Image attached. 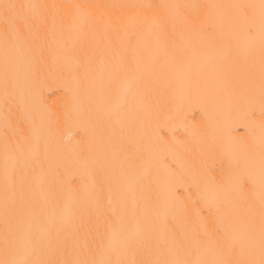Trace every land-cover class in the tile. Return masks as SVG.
I'll use <instances>...</instances> for the list:
<instances>
[{
    "label": "snow or ice",
    "instance_id": "1",
    "mask_svg": "<svg viewBox=\"0 0 264 264\" xmlns=\"http://www.w3.org/2000/svg\"><path fill=\"white\" fill-rule=\"evenodd\" d=\"M204 7L221 10L208 25L222 29L220 52L175 39L176 20ZM96 8L117 19L104 20ZM218 57L242 63L243 74L218 78L212 63ZM159 58L196 71L160 73ZM54 71L68 93L66 122L101 120V103L116 95L105 115L127 121L120 134L141 145L133 156L109 155L90 142L65 148L55 136L60 116L37 121L33 110ZM157 94L181 103L160 107ZM26 98L33 109L24 107ZM257 99L258 122L250 107ZM185 102L215 106L219 118L210 127L220 135L208 139L182 125L186 139L169 141L165 133L182 124ZM234 111L237 120L225 126ZM233 128L241 129L240 150L225 153L229 167L218 177L205 173L200 207L165 161L171 155L183 170L197 154L222 150L225 137L236 138ZM0 264H264V0L207 6L0 0Z\"/></svg>",
    "mask_w": 264,
    "mask_h": 264
},
{
    "label": "bare ground",
    "instance_id": "2",
    "mask_svg": "<svg viewBox=\"0 0 264 264\" xmlns=\"http://www.w3.org/2000/svg\"><path fill=\"white\" fill-rule=\"evenodd\" d=\"M45 3H82L91 5H119V4H160V3H179L185 5H223V4H234V3H256L258 0H41ZM98 16H101L104 20L117 19L112 15L111 10L104 8L94 9ZM122 15L119 19L123 20L124 11L120 10ZM221 10L211 9V8H200L194 11L188 12L183 18L176 20V35L175 39L178 44L182 45L184 40L196 39L199 44L207 49L214 50L216 52L222 51L221 39H222V29L209 27V20L213 16H217ZM207 28V31L205 29ZM184 33V38L182 39L180 33ZM147 42L155 50L157 48V43L154 37H147ZM143 43V41L141 42ZM212 63L217 65L215 73L218 78L224 77L227 73H233L236 75H242L244 72L243 64L229 65L228 60H221L219 57ZM157 68L160 73H172V72H189L196 71L194 66L184 64L183 66L173 67L172 64H165L162 58L155 61ZM163 65V67H161ZM211 69H206L210 71ZM61 73L52 72L51 74H46L45 82L42 86V94L44 98L43 104L35 107L33 114L37 121H48L51 116H60L61 120L54 125L55 136L57 142L68 149L75 148L79 143L81 146L85 142H90L93 144H100L104 147L105 151L109 154H120L133 156L136 152L137 147L141 146L138 144H133L129 142L127 134L121 135V129H126L127 121L116 115H113L111 119L105 115L108 111L113 110L114 105L117 102L116 95L111 97H106L100 105V112L102 119L91 120L87 124L78 122L73 118L70 122H66L63 119V113L68 101V93L64 91L63 81L61 79ZM128 83V77L122 75L118 85L119 95H125L126 85ZM153 103L159 105L160 107H171L173 104L179 105L181 102L178 98L173 99L167 95H155L153 98ZM24 107L33 109V102L29 99H25ZM251 109L254 113L255 121H259L261 117V111L258 99L251 104ZM184 120L181 123H177L172 131H166L165 135L167 139L174 143L175 140L184 141L186 139V133L184 126L197 128L211 139L213 133L217 136L220 135L219 129H213L210 127V121L219 118L217 108L213 105L203 106L195 102H185L182 105ZM18 114H23L22 109H17ZM237 120V114L234 111L225 120V126H232ZM236 138L231 142L227 137L224 138L222 144V150L212 151L210 153H205L203 155L197 154L193 159L190 166L181 170L173 156L169 155L165 164L176 169L183 176L184 188L188 191L185 193L186 196H190L193 200L198 202L200 207L204 206V201L201 199V195L206 191L205 183V173L209 176H219L223 170L229 167V158L225 154L226 152L235 153L240 150V144L238 143V137L241 133V129L233 128ZM155 139V138H154ZM249 142H251V137H249ZM174 147L178 153L183 154L185 149L182 144H174ZM73 169L70 167L67 172V179H71ZM182 191L184 189H181ZM211 193L209 192V197ZM204 215L209 223L212 222L213 217L205 210Z\"/></svg>",
    "mask_w": 264,
    "mask_h": 264
}]
</instances>
